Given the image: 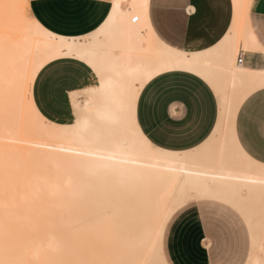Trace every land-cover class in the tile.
Instances as JSON below:
<instances>
[{"label":"bare ground","instance_id":"1","mask_svg":"<svg viewBox=\"0 0 264 264\" xmlns=\"http://www.w3.org/2000/svg\"><path fill=\"white\" fill-rule=\"evenodd\" d=\"M147 2L114 0L118 7L110 15L115 27L97 33L99 55L93 53L94 41L87 50L84 40L54 35L55 41L48 42L29 34L22 19L12 33L17 45L14 54L22 64L30 67L49 56L64 58L71 45L72 57L85 55L116 86L101 91L98 80L72 93L76 117L71 123L48 120L46 126L27 111L19 123L0 118V156L11 157L10 171L5 169L0 179V218L12 229L11 245L0 252V258L20 264H79L151 257L165 264L162 235H154L156 218L170 216L189 200L210 199L227 203L242 215L251 235L247 264H264V168L248 158L233 160L238 148L233 133L237 101L242 103L264 87V71H251L235 62L239 43L244 51L259 49L248 23L252 0H232L233 20L223 40L194 54L171 49L158 42L152 31H144L147 18L142 5ZM113 46L121 49V59L111 55ZM160 62L168 64L166 72L195 74L216 92L219 118L210 145L173 153L141 146L131 135L111 134L116 125L111 122L110 98L121 85L154 70ZM81 95L85 98L80 101ZM160 176L172 182L161 186ZM78 177L85 181L74 188ZM257 248L261 256L254 252Z\"/></svg>","mask_w":264,"mask_h":264},{"label":"crops","instance_id":"2","mask_svg":"<svg viewBox=\"0 0 264 264\" xmlns=\"http://www.w3.org/2000/svg\"><path fill=\"white\" fill-rule=\"evenodd\" d=\"M28 1L29 4L38 5L36 8L30 7L29 10L38 12L48 23L54 35L84 40L87 50L91 49L90 44L94 41L93 53L99 55V47H96L98 32L93 30V25L104 15L106 8L108 13L111 14L113 8L110 6L114 4V0ZM149 2L152 5V33L157 41L171 49L184 53H202L217 47L229 31L233 20L232 0H148L147 3ZM94 5L102 6L94 7ZM124 5L125 3H122L121 7L123 8ZM248 23L253 30L259 49L244 51L242 44L239 43L235 62L237 57L240 56L242 59L240 66L242 68L251 71H264V0H252L249 7ZM84 66L87 67L86 64ZM90 72L97 81L100 80L98 75H95L91 70ZM166 74L179 78L162 80L158 86L152 87L142 94L137 113L139 123L148 130L154 143L161 146L158 149L173 153L195 150L206 143L216 129L219 118V105L215 114H213L212 101L209 96L213 98H217V96L215 91L195 74L186 71H171L166 72ZM193 83L196 84V91L191 87ZM200 85H206V88H202ZM87 87L90 86L69 90L66 93H69L71 97L72 93ZM261 89L255 90L249 96L255 93L257 99H259ZM197 92L199 95H197ZM201 98H203L206 107H201ZM255 112L258 116V105ZM210 128L211 131H209ZM205 133H207V136H205ZM233 133L238 145L240 142H243L247 147H251L253 144L256 145L253 149L255 159L250 160L260 163L259 158L264 153L259 150L261 130L258 120L249 122L247 112L242 113L238 120L236 112ZM237 137H239V140H237ZM197 143L200 144L199 147H196ZM193 201L198 205L210 202L224 204L234 209L242 217L233 206L222 201L210 199ZM190 202L176 209L169 217L167 225L175 213ZM190 210L188 216L191 222L189 225L183 223L177 225L174 235L167 242L166 256L163 251V243L167 226L162 232L161 255L165 264H192V262L185 260L187 256L193 257V264H207L208 251H205L202 247L204 237L200 233L208 232V224L203 218H198V216H202V213L193 211V208ZM183 220L186 221L187 219L184 218ZM243 221L249 231L251 251L250 230L244 218ZM186 231L192 234L186 235ZM250 255L251 252L248 259Z\"/></svg>","mask_w":264,"mask_h":264},{"label":"snow or ice","instance_id":"3","mask_svg":"<svg viewBox=\"0 0 264 264\" xmlns=\"http://www.w3.org/2000/svg\"><path fill=\"white\" fill-rule=\"evenodd\" d=\"M102 5H94V7H101ZM36 8L38 5L19 2H10V0H0V118L8 122L19 123L23 111L34 114L40 121L48 123L47 113L43 108L39 107V101L34 99V90L37 85H40L41 94L47 103V97L51 92H54L58 85L62 88L67 87V82L70 81L80 69L84 67L86 71L91 70L95 75H98L101 81L100 89L114 88L116 82L112 79H105L104 72L97 64L86 58L85 55H78L75 58L71 55V45H69V52L65 53L64 59H56L52 56L38 59L28 64L21 63V60L14 54V49L17 45L12 40V33L18 28V24L22 19L29 34H35L44 38L48 42H54V33L50 30L48 23L39 15L38 12L30 11L29 8ZM110 7L116 8L118 5L112 4ZM151 3H145L142 8L146 9L147 19L145 21L144 31H153L151 25L153 23L151 18ZM23 8L21 14L19 10ZM115 27L113 17L108 13L107 8L104 15L93 25V30L96 32L109 33ZM121 49L113 46L111 55L113 58L121 59ZM129 62L131 57L128 58ZM79 62V63H77ZM168 64L160 62L159 65L147 74L138 77L137 79L127 82L120 86L118 94H114L109 100V110L112 112V123L116 125L111 129V134L116 137L131 135L134 137L137 144L141 146L152 147L155 150L160 145H156L149 135L148 130L143 128L138 120L137 113L139 107V100L143 93L147 92L152 87L158 86L162 80L178 79L177 76H169L166 74ZM191 71V70H189ZM196 91V84L191 85ZM206 88V85H200ZM197 95L199 93L197 92ZM212 101L213 114H215L219 105V99L209 96ZM201 107H206L203 98L200 100ZM239 108L237 110V118L244 112L248 113L249 122L258 120L261 134L259 136V150L264 153V88L260 90L259 99L257 94H252L243 99V103L237 101ZM259 106V115L255 112L256 106ZM51 107V105H49ZM212 129L210 128L209 131ZM207 136V133H205ZM203 139V138H202ZM239 140V137H237ZM200 144L197 143L196 147ZM256 147L253 144L247 147L240 142L236 152L233 154V160L237 157L255 159L253 156V149ZM241 149L243 151H241ZM261 167L264 168V155L259 158ZM11 157L5 160L0 156V179L3 178L5 169L10 171ZM159 185L170 184L172 178L160 176L157 178ZM2 207V205H0ZM169 216H158L154 224V235L159 238L162 235L164 228L167 226ZM12 241L11 226H6L3 219L0 218V252L5 248L10 247ZM151 243V240L148 241ZM0 264H20L19 261L11 259L0 258ZM79 264H161L158 259L151 257H142L135 261L127 260H84Z\"/></svg>","mask_w":264,"mask_h":264},{"label":"rangeland","instance_id":"4","mask_svg":"<svg viewBox=\"0 0 264 264\" xmlns=\"http://www.w3.org/2000/svg\"><path fill=\"white\" fill-rule=\"evenodd\" d=\"M124 7H126V4ZM236 56L237 53L235 54V58ZM85 68V66L82 67L79 73L67 82V87L62 88L58 85L56 90L48 95L47 103L42 97L40 85L36 86L34 90V99L39 101L38 106L43 108L47 113L48 120L63 124L71 123L73 117H76L72 114V104L70 103L71 97L69 93L67 94L66 92L69 90H77L86 86L95 85L97 83L95 76L90 72V70L86 71ZM78 98H80L79 100L81 101L82 98H85V95L78 96ZM49 105H51V107H49ZM210 139L207 141L208 144L206 146L212 143ZM84 181L85 179L83 177H78L73 183V187H79ZM190 201L192 200H189L188 202ZM191 208H193V211L195 210L198 213H202V216H198V218H203L208 224V232L200 233V235L204 237L202 247L205 251H208L207 264H246L248 262V255L251 252L249 246V231L243 221V218L229 206L213 202L205 204L202 203L199 205L197 203L190 202L175 213L165 230V239L163 243L165 256L167 254V242L174 235V230L177 225H180V223L189 225L191 222L189 221L190 217L188 216ZM184 218L187 220H183ZM185 234L189 235L192 233L186 231ZM261 244L264 245V240H261ZM254 252L258 256H261V252L258 248L254 249ZM185 260H188L193 264V257L187 256L185 257Z\"/></svg>","mask_w":264,"mask_h":264},{"label":"built area","instance_id":"5","mask_svg":"<svg viewBox=\"0 0 264 264\" xmlns=\"http://www.w3.org/2000/svg\"><path fill=\"white\" fill-rule=\"evenodd\" d=\"M135 21H137V19H136V18H134V19H133V22H135ZM241 62H242V59H241V57H240V56H238V57H237V61H236V63H237L238 65H240V64H241Z\"/></svg>","mask_w":264,"mask_h":264}]
</instances>
